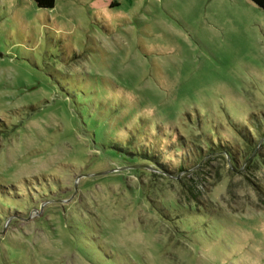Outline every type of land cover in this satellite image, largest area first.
Segmentation results:
<instances>
[{
	"label": "rangeland",
	"instance_id": "rangeland-1",
	"mask_svg": "<svg viewBox=\"0 0 264 264\" xmlns=\"http://www.w3.org/2000/svg\"><path fill=\"white\" fill-rule=\"evenodd\" d=\"M256 122L251 0H0V264H264Z\"/></svg>",
	"mask_w": 264,
	"mask_h": 264
},
{
	"label": "trees",
	"instance_id": "trees-1",
	"mask_svg": "<svg viewBox=\"0 0 264 264\" xmlns=\"http://www.w3.org/2000/svg\"><path fill=\"white\" fill-rule=\"evenodd\" d=\"M55 1L56 0H33L34 4L38 7V8H53L55 5ZM254 4H256L259 8H261L262 10H264V0H251ZM113 6V4H111ZM263 125V124H262ZM262 125L260 123V125L258 124V122H256L255 127H256V131L257 133H260V137H264V130L262 129ZM239 134L246 140V142L250 145L251 141L253 140L252 137H250L247 133H245V130H241L239 129ZM212 140V139H211ZM209 140V150L210 151H218V150H228L227 148L225 149V146L220 142L217 141L216 144H213L212 141ZM251 146V145H250ZM147 152H154L152 147H149L148 150H145L144 152L141 151H137L136 153H130L133 158H137L138 155L142 156V157H148V160L151 158H154L152 156V154L149 155V153ZM156 159V158H154ZM131 161V160H130ZM191 191V189H189Z\"/></svg>",
	"mask_w": 264,
	"mask_h": 264
},
{
	"label": "crops",
	"instance_id": "crops-1",
	"mask_svg": "<svg viewBox=\"0 0 264 264\" xmlns=\"http://www.w3.org/2000/svg\"><path fill=\"white\" fill-rule=\"evenodd\" d=\"M112 4H114V2Z\"/></svg>",
	"mask_w": 264,
	"mask_h": 264
}]
</instances>
